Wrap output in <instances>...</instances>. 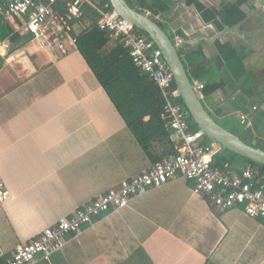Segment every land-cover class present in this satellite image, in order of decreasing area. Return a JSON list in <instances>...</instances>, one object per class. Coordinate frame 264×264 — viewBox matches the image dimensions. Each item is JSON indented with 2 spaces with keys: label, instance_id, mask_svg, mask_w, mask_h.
<instances>
[{
  "label": "crops",
  "instance_id": "obj_1",
  "mask_svg": "<svg viewBox=\"0 0 264 264\" xmlns=\"http://www.w3.org/2000/svg\"><path fill=\"white\" fill-rule=\"evenodd\" d=\"M126 1L160 24L185 67L198 64L200 76L189 78L203 83L209 114L264 149V0ZM82 21H91L85 8ZM23 22L0 14V175L11 194L0 208L2 261L154 163L80 52L40 46ZM223 150L214 157H228ZM231 162L235 174L248 165ZM192 186L176 177L135 195L32 264H264V219L217 209Z\"/></svg>",
  "mask_w": 264,
  "mask_h": 264
},
{
  "label": "built area",
  "instance_id": "obj_2",
  "mask_svg": "<svg viewBox=\"0 0 264 264\" xmlns=\"http://www.w3.org/2000/svg\"><path fill=\"white\" fill-rule=\"evenodd\" d=\"M86 6L98 12V29L105 31L112 41L123 43L133 63L159 88L164 99L162 117L167 120L177 153L123 179L118 187L109 188L77 207L71 216L59 218L29 241L18 243L5 264H32L40 254L47 258L102 213L125 207L133 196L176 177L193 181L192 192L204 196L217 209L239 207L250 217L264 219V174L258 176L249 164L240 174L213 166L219 147L214 142H201L203 133L190 129L188 112L177 101L179 93L173 86L174 77L161 50L122 18L109 0H6L0 5V14L3 19L23 18V28L40 46L65 55L76 48L77 35L87 27L82 21ZM4 47L5 40L0 37V52ZM194 88L199 92L203 83L196 82ZM245 119V115H240L241 122ZM10 197L0 175V208Z\"/></svg>",
  "mask_w": 264,
  "mask_h": 264
},
{
  "label": "trees",
  "instance_id": "obj_3",
  "mask_svg": "<svg viewBox=\"0 0 264 264\" xmlns=\"http://www.w3.org/2000/svg\"><path fill=\"white\" fill-rule=\"evenodd\" d=\"M85 12L91 21L77 35L75 49L92 69L148 157L156 162L176 154L174 143L170 141L171 131L167 127V120L162 117L164 99L159 88L147 73L133 63L123 43L112 41L105 31L98 29V12L89 6L85 7ZM138 31L148 37L145 32ZM198 67V64L190 69L186 67L190 77L200 76ZM173 86H176L175 82ZM177 101L186 109L180 97ZM188 122L192 131L199 130L190 116ZM222 152L229 153V156L214 157L213 166L231 171V161L239 157L253 170L264 174V164L227 150ZM137 252L143 253L141 250ZM5 262L0 260V264Z\"/></svg>",
  "mask_w": 264,
  "mask_h": 264
},
{
  "label": "water",
  "instance_id": "obj_4",
  "mask_svg": "<svg viewBox=\"0 0 264 264\" xmlns=\"http://www.w3.org/2000/svg\"><path fill=\"white\" fill-rule=\"evenodd\" d=\"M112 8L136 29L145 32L161 50L169 70L172 72L179 97L198 126V129L214 142L219 149H226L253 162L264 164V149L242 141L237 135L221 126L203 105L200 93L189 78L177 46L157 21L145 16L126 0H109ZM26 37H31L28 34Z\"/></svg>",
  "mask_w": 264,
  "mask_h": 264
}]
</instances>
